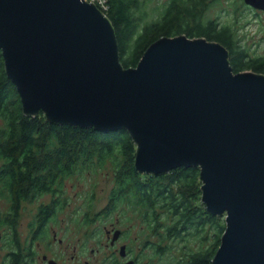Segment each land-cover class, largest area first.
Segmentation results:
<instances>
[{"label": "water", "instance_id": "obj_1", "mask_svg": "<svg viewBox=\"0 0 264 264\" xmlns=\"http://www.w3.org/2000/svg\"><path fill=\"white\" fill-rule=\"evenodd\" d=\"M0 50L25 116L126 129L140 173L198 167L200 201L225 223L211 263L264 264V74L233 72L220 43L185 34L123 67L111 22L86 0H0Z\"/></svg>", "mask_w": 264, "mask_h": 264}, {"label": "trees", "instance_id": "obj_2", "mask_svg": "<svg viewBox=\"0 0 264 264\" xmlns=\"http://www.w3.org/2000/svg\"><path fill=\"white\" fill-rule=\"evenodd\" d=\"M206 3V0H165L157 9L159 18L139 31V20L146 14L139 11V0H107L108 8L99 9L115 30L123 67L136 66L147 47L158 38L185 34L220 43L229 53L233 72L250 70L264 74V53L250 56L238 42L239 36L232 26L219 25L213 19L203 20ZM0 117L5 121L0 131V193H12L18 201L28 194L56 191L53 188L57 178L85 176L84 168L95 158H122L126 165L122 164L118 175L121 179L117 178L116 197L128 191V196L139 199L137 202L143 208H164L174 218V222L160 224L166 234L180 239L183 233H188L187 236L200 240L201 247L196 251L185 253V247L183 251L180 248L187 256V264H212L225 223L200 202L198 167H178L166 174L140 173L134 165V143L126 129L102 131L55 124L46 121L43 112L35 117L25 116L16 86L7 77L1 50ZM37 160L48 162L45 173L41 174L45 167ZM141 174H147L149 180H141ZM152 214L158 216L153 211L148 216ZM209 233L211 240L206 245Z\"/></svg>", "mask_w": 264, "mask_h": 264}, {"label": "flooded vegetation", "instance_id": "obj_3", "mask_svg": "<svg viewBox=\"0 0 264 264\" xmlns=\"http://www.w3.org/2000/svg\"><path fill=\"white\" fill-rule=\"evenodd\" d=\"M251 9L254 15L264 13L263 9ZM52 192H55L54 197L47 202L42 200L38 207L32 209L22 208L23 202L32 204V200L48 193L28 194L18 201L10 193L8 200L11 206L0 208V264H159V260L160 264H187L186 259L177 260L172 254L170 259L165 258L172 251L166 242L173 240L174 235L166 234L160 224L174 222V218L166 214L164 208L149 210L141 206L144 209L142 213L131 212L124 217L125 226L129 222L127 216L133 224L129 227L122 225V228L118 225L120 221L105 217L117 207L99 211L97 214L102 216V231H105L107 240L106 254L100 255L99 249L90 247L85 251L83 246L89 236L94 238L91 231H87L89 234H85L83 241L80 238L81 220L94 224L101 222L96 213L91 214L87 210L80 217L79 210L63 208L57 188ZM3 195L6 193H0ZM150 211L158 213V216H148ZM144 235L148 238L146 241ZM150 235L160 239L151 240ZM149 250L152 251L151 256L146 252ZM159 250L165 254L160 255ZM158 255L164 259H153Z\"/></svg>", "mask_w": 264, "mask_h": 264}, {"label": "rangeland", "instance_id": "obj_4", "mask_svg": "<svg viewBox=\"0 0 264 264\" xmlns=\"http://www.w3.org/2000/svg\"><path fill=\"white\" fill-rule=\"evenodd\" d=\"M106 1L107 0H105V4ZM139 2V11L146 14H143L145 18H140L137 31H139L142 26L152 24L151 22L159 18L157 9L161 4L164 5L165 0H139ZM206 2V8L203 11V20L213 19L218 22L219 25L232 26L237 32V37L239 36L238 42L245 47L250 56H258L264 53V13L254 15L251 7L247 6L243 0H206ZM106 8L108 7L106 6ZM4 127L5 121L0 117V131ZM135 149L136 145L134 144L133 155H135ZM122 161V158H119V160H114L112 158L99 160L98 158H95L93 161L89 162L90 165L84 168L85 176L81 175L80 177L74 174L72 176H66L65 178H57V182H55L53 189L58 187L57 192L60 193V202L63 203V208H74L79 210L80 217H83L82 213L88 210L91 214L96 213L98 220L101 221L100 218H102V216L99 217L97 214L99 211L106 208L115 209L114 207H117V209H115L109 216L107 215L105 217L106 219L112 218L113 220L120 221L118 224L120 227L124 225V217L126 215L131 214V212L135 213L136 211L142 213L144 209L141 208V205L137 200L128 196V191H124V193L121 192L119 197H116V195H118V192L115 191L117 187V178L121 179V177L118 176L119 172L122 171V164L124 163L126 165V162ZM1 163L2 161L0 160V164ZM37 163L45 167L41 174L45 173L47 171L46 168L48 162L37 160ZM140 179L146 181L147 179L149 180V176L147 174H141ZM46 193L48 194H44L43 196H39L35 200H32V204H29L27 201L23 202L22 208H36L42 200L47 202L55 195V192L52 191ZM8 196H10V193L0 196V208L11 206ZM219 217L224 220V217ZM127 218L129 222L126 226L124 225V227H129L133 224L130 217L127 216ZM134 222L136 223V221ZM103 225V221L99 224H94L86 222L85 219L81 220V241H83L85 234L88 233L87 231H91L90 234L94 237L91 238L89 236V239L83 243L85 251H88L90 247H93L95 250H100V255L106 254L107 248L105 243H107V240L105 231H102ZM187 234L183 233L180 239L173 238L170 242H166L170 245L171 248L169 249L172 251L166 254L165 258L170 259V255L172 254L177 260H187V256L180 252V248L183 251V248L185 247L186 253L187 251H196L201 247L200 240L197 239V237L193 238L192 236H187ZM208 235V241L205 242L206 245H208L211 240V233ZM157 238L160 239L156 236H149V239L154 241H156ZM146 239L148 238L144 235V241H146ZM143 252L142 255L145 256ZM146 252L148 256L152 255L151 250ZM148 258L150 259V257ZM153 259H164V257L161 258L160 255H158L157 257L153 256ZM160 262L161 260H159V264Z\"/></svg>", "mask_w": 264, "mask_h": 264}, {"label": "built area", "instance_id": "obj_5", "mask_svg": "<svg viewBox=\"0 0 264 264\" xmlns=\"http://www.w3.org/2000/svg\"><path fill=\"white\" fill-rule=\"evenodd\" d=\"M86 1H90V0H86ZM90 2H94L100 9L103 10H106V4H105V0H93V1H90Z\"/></svg>", "mask_w": 264, "mask_h": 264}, {"label": "clouds", "instance_id": "obj_6", "mask_svg": "<svg viewBox=\"0 0 264 264\" xmlns=\"http://www.w3.org/2000/svg\"><path fill=\"white\" fill-rule=\"evenodd\" d=\"M247 5V4H246ZM247 6H249V5H247ZM249 7H252V6H249ZM252 8H254V7H252Z\"/></svg>", "mask_w": 264, "mask_h": 264}]
</instances>
